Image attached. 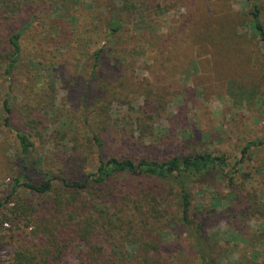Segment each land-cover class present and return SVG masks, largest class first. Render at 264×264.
Segmentation results:
<instances>
[{
	"label": "rangeland",
	"instance_id": "obj_1",
	"mask_svg": "<svg viewBox=\"0 0 264 264\" xmlns=\"http://www.w3.org/2000/svg\"><path fill=\"white\" fill-rule=\"evenodd\" d=\"M257 4L264 25V0ZM250 10L248 0H0V50L27 25L10 77L0 61V264L28 246L47 247L51 205L66 197L12 193L20 155L3 101L41 171L82 180L96 166L95 135L108 156L210 153L224 155L230 169L247 142L264 136V46ZM110 25L121 30L112 34ZM233 183L215 175L192 186V218L205 224L212 264H264V147L239 165ZM175 208L164 220L136 211L148 222L141 235L169 244L160 264H200ZM60 245L59 264H80L82 245Z\"/></svg>",
	"mask_w": 264,
	"mask_h": 264
},
{
	"label": "trees",
	"instance_id": "obj_2",
	"mask_svg": "<svg viewBox=\"0 0 264 264\" xmlns=\"http://www.w3.org/2000/svg\"><path fill=\"white\" fill-rule=\"evenodd\" d=\"M248 1L253 30L264 46V25L257 0ZM26 27L8 33L5 48L0 50L5 76L12 75L19 61V38ZM109 29L112 34H117L121 27L110 25ZM101 51L93 53L94 67L99 58L102 59ZM3 110L6 114L4 123L14 133L20 155L19 175L14 180L12 193L17 188L38 195L57 193L60 196L62 192L66 196L56 199L51 205L50 219L54 229L49 233L47 247L44 245L45 249L40 251L43 247L28 246L26 250L17 252L8 264H59L64 251L60 243L64 247L71 243L83 246L80 264H134L136 261L137 264H160L158 257H162V250L169 244H164L162 239L146 242L141 234L148 231V222L134 214L138 211L153 215V219L164 220L161 213L172 207H176L177 222L193 240L191 246L200 264H212L205 224L193 219L190 212L191 187L208 185L215 175L225 177L233 185L239 165L253 149L264 147V136L247 142L241 150V158L229 169L224 155L210 153L174 156L164 161H134L127 157L108 156L103 152L101 138L95 135L91 152L96 159L94 170L82 180L72 179L63 170L52 172L35 168L31 158L34 144L22 128L10 123L8 99L3 101ZM34 173L41 176L40 181L30 178ZM126 178H136L137 181L131 183ZM22 209L21 212L28 211L27 208ZM163 234L167 235V232ZM131 236L134 240L128 241ZM126 241L129 244L125 248L120 247Z\"/></svg>",
	"mask_w": 264,
	"mask_h": 264
}]
</instances>
